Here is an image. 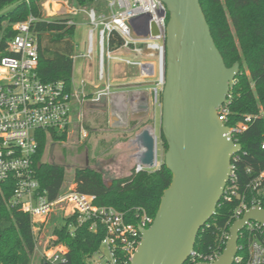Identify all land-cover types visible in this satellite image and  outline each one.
<instances>
[{"label":"built area","instance_id":"built-area-1","mask_svg":"<svg viewBox=\"0 0 264 264\" xmlns=\"http://www.w3.org/2000/svg\"><path fill=\"white\" fill-rule=\"evenodd\" d=\"M71 11L77 14L82 9L72 8ZM83 11L94 25L90 30L87 56L95 53V32L98 30L99 79L105 81L96 91L93 100L100 102L112 95V85L105 74L106 60L109 59L126 66H138L144 75H151L152 72L155 74L159 68L160 80L155 88V100L158 102L159 86L165 83L161 76L169 20L165 3L161 0H110L106 11H99L93 6ZM37 20L30 16L28 20L16 23L14 28L17 34L6 48L9 54L0 56V201L7 198L9 208L31 217L35 253H39L36 264L68 262L69 247L59 241L58 235L53 231L58 225V219L66 218L72 219V234L76 227L86 223L90 224L91 230H96L100 225L105 227L106 235L100 249L91 259L92 264H130L142 240L140 230L149 228L153 217L145 210L136 209L137 223L128 221L125 213L115 207L97 205L95 195L79 192L74 179L69 185L65 180L59 194L52 198L47 190L42 189L36 177L34 162L41 133H47L50 142L53 141V131H70L74 123V100L87 98L85 81H82L80 91L73 87L68 92L63 81L44 82L40 78L38 39L31 30L32 24ZM68 23L76 24V20L71 18ZM153 23L160 30L155 36L152 35ZM114 32L121 36L123 43L112 47ZM131 54L148 59L157 58V61L137 60ZM228 113L229 108L225 102L219 108V117L225 123ZM251 120L252 116L248 115L242 122L230 127L231 136L236 142L237 135L248 128ZM78 121L84 137L87 129L83 125V115L80 114ZM151 132L155 134L156 130L151 129ZM240 152L234 154L233 159H237ZM146 169L149 168L140 161L134 167L135 172ZM247 187L250 194L240 192L236 166L232 161L230 178L223 196L228 201L234 198L239 200L232 216L233 222L242 218L252 207L264 208V172L252 178ZM53 220L55 221L52 223ZM50 225L51 244L50 241L43 240L46 228ZM205 225L211 226L208 222ZM240 235L248 239L246 264H264V225L251 220ZM229 237L230 232H223L217 248H210L209 253L194 250L186 263L216 261L223 253L220 251L221 244H227ZM242 259L237 255L236 262Z\"/></svg>","mask_w":264,"mask_h":264},{"label":"trees","instance_id":"trees-1","mask_svg":"<svg viewBox=\"0 0 264 264\" xmlns=\"http://www.w3.org/2000/svg\"><path fill=\"white\" fill-rule=\"evenodd\" d=\"M44 0H0V11L12 4L11 9L0 15V56L6 52L8 42L17 34L14 25L28 20L30 16L38 20L31 30L37 36L39 45L38 73L44 82L63 81L68 92L73 89L75 44L73 35L76 24H69L70 16L48 17L43 10ZM76 4L95 7V0H73ZM212 35L222 53L226 65L240 63V70L231 83L227 97L229 108L226 124L233 127L246 116H252L248 128L237 135L242 151L236 166L240 192L250 194L247 187L252 178L264 172V0H200ZM96 8V7H95ZM123 43L121 36L112 34V47ZM162 103V93L158 92ZM54 143L67 141L69 130L52 132ZM159 140L165 154L168 144L160 132ZM47 133H41L39 150L35 156L34 169L42 189L52 198L56 197L66 180V167L57 163L43 161L48 147ZM250 170V172H249ZM172 181V172L162 163L159 167L128 176L115 178L106 183L101 170L90 166L77 167L74 174L76 189L96 196V204L112 206L125 213L128 221L137 223L136 209L145 210L155 217L164 190ZM9 194H7L8 196ZM7 199V198H6ZM6 199L0 201V264H32L35 252V238L29 214L12 210ZM239 204L234 198L230 201L222 196L216 213L201 228L195 251L209 253L220 244L223 232H229L233 223V213ZM55 220L52 221V223ZM72 219H58L54 233L59 241L69 247L68 262L65 264H92L93 255L100 249L106 229L102 225L96 230L86 223L71 232ZM226 243L221 244L223 252ZM238 256L246 264L248 258V239L240 235ZM188 264V263H186Z\"/></svg>","mask_w":264,"mask_h":264},{"label":"water","instance_id":"water-1","mask_svg":"<svg viewBox=\"0 0 264 264\" xmlns=\"http://www.w3.org/2000/svg\"><path fill=\"white\" fill-rule=\"evenodd\" d=\"M161 1L169 13L161 65L165 83L161 88L160 126L168 148L160 163V134L145 130L140 162L149 169L164 163L172 172V181L164 190L153 223L141 228L142 240L130 264L187 262L201 228L216 213L230 178L233 156L242 150L219 117L240 63L226 65L200 0ZM14 5L2 9L0 15ZM152 27V35H158L156 24ZM54 148L52 144L51 156ZM251 220L264 225V208L252 207L232 223L226 247L216 261L196 264H234L240 233Z\"/></svg>","mask_w":264,"mask_h":264},{"label":"rangeland","instance_id":"rangeland-1","mask_svg":"<svg viewBox=\"0 0 264 264\" xmlns=\"http://www.w3.org/2000/svg\"><path fill=\"white\" fill-rule=\"evenodd\" d=\"M110 0H95L94 6L99 11H106ZM43 10L48 17H60V16H70L76 20L75 33L73 35V41L75 44V64H74V77H73V87L75 90L80 91L82 86V81H85L88 85L99 84L102 85L105 81L99 79V69H98V30L95 32V53L91 56H87L89 47V35L90 30L94 28V25L90 23L88 15L83 11L86 8L92 7L91 5L82 6L75 3L73 0H44ZM77 8L82 9L80 13L74 14L71 9ZM132 58L137 60L146 61H157V58H147L145 56L133 55ZM140 67L138 66H126V64L121 63L117 60H106V70L105 74L107 78H111L113 81L111 84H117V81L126 77L130 81L134 80L140 75ZM90 71V74H85L84 71ZM147 78H153V87H157L160 80L159 68L155 74L146 76ZM116 79V80H115ZM139 85L130 84L128 86L130 90V95L135 96L136 90ZM162 86H159V92H161ZM153 94V102L157 104V118L152 129L156 130L157 134H160L161 126V103L155 100L154 89L150 90ZM129 111L131 112L132 103L129 104ZM84 127L85 121H84ZM88 136L82 137L80 131L79 123L72 124L69 137L67 141L57 142L50 141L46 149L43 161L50 163H57L64 165L66 167V184L69 185L74 179L75 169L77 167L87 166V155L90 158V164L101 163V167L106 171V180L109 182L112 178V169L110 165L112 163V155L120 157V155H130L133 152V147L131 146L130 138L126 134H118L117 137L112 139V126L109 128L100 130L98 132H90L87 129ZM84 138V139H83ZM161 141V140H160ZM159 141V162L164 160V152L161 148V143ZM52 144H56L54 154L51 156L50 148ZM106 168V169H105ZM103 172V171H102ZM104 175V173H103ZM105 180V176H104ZM106 181V183H108ZM112 182V180H111ZM109 182V183H111ZM108 183V184H109ZM52 235V226H47L45 235H43L44 241H50L52 243L50 236ZM39 253H35L32 256V264L37 263V258Z\"/></svg>","mask_w":264,"mask_h":264},{"label":"crops","instance_id":"crops-1","mask_svg":"<svg viewBox=\"0 0 264 264\" xmlns=\"http://www.w3.org/2000/svg\"><path fill=\"white\" fill-rule=\"evenodd\" d=\"M84 73L90 74L91 72L87 70L84 71ZM146 76L148 75H144L140 69V75L134 80L130 81L129 78L126 77L123 81H117L115 85L111 84L112 95L104 98L100 102L94 101L93 97L104 83L102 85H88L85 83L84 90L87 94V98L80 97L74 100V123H79L78 118L81 114L83 115V125L85 121L86 129L90 132H98L112 126V139L117 137L120 133L122 135L126 134L127 137L132 136V138L129 139L133 147L132 154H124L120 155V157L112 155V163L109 164L110 168H107L112 169V178L109 182L115 178L131 174L136 163L140 161V156L145 151L141 134L145 130L151 131L156 122V110L158 106L153 102V94L150 91L154 89L155 92L156 87L152 85L154 81L153 78H147ZM109 81L112 82L113 80L109 78ZM130 84L139 85L135 96H131L129 93L130 90L128 86H130ZM130 103H132L131 112L128 110ZM87 136L88 134L86 137ZM88 159L87 166L103 171L106 182V171L101 167V163L90 164V158Z\"/></svg>","mask_w":264,"mask_h":264},{"label":"bare ground","instance_id":"bare-ground-1","mask_svg":"<svg viewBox=\"0 0 264 264\" xmlns=\"http://www.w3.org/2000/svg\"><path fill=\"white\" fill-rule=\"evenodd\" d=\"M124 96V95H123ZM125 98V97H124Z\"/></svg>","mask_w":264,"mask_h":264}]
</instances>
